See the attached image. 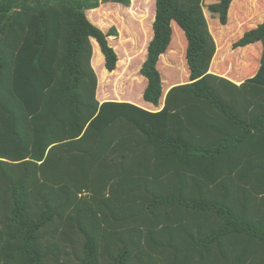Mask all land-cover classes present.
Listing matches in <instances>:
<instances>
[{"label": "trees", "instance_id": "trees-1", "mask_svg": "<svg viewBox=\"0 0 264 264\" xmlns=\"http://www.w3.org/2000/svg\"><path fill=\"white\" fill-rule=\"evenodd\" d=\"M153 1L0 0V264H264V0Z\"/></svg>", "mask_w": 264, "mask_h": 264}, {"label": "rangeland", "instance_id": "rangeland-1", "mask_svg": "<svg viewBox=\"0 0 264 264\" xmlns=\"http://www.w3.org/2000/svg\"><path fill=\"white\" fill-rule=\"evenodd\" d=\"M136 1L137 2L139 1V2H138V4L134 5L135 8H134L133 11L138 13V16L136 18L137 21H139L141 23H144V22H146L145 21L146 20L145 19V15L148 16L146 14V11L147 10H152L153 3H151V2H154V1L153 0H149V1L148 0H136ZM258 1L259 0H253V1L247 0V5L251 7V10L249 12L250 15H249L248 18H243V19H245V21H242L241 24H239L237 22L239 27L252 25V27L249 28V29H252V28L257 26L255 23L258 20L256 18ZM149 3H151V5L148 6ZM209 3L211 5V8H213V10L217 13L216 10L218 9V6H219V0H209ZM106 10H108V8ZM106 10L104 11V14L102 12H99V13H96V14H89L88 13V17H89L90 20H92V22H94L95 24H97L100 27L105 28L106 32H109L111 28H113L114 26H118L119 23L117 22V20H111L114 16H113V14L110 11H106ZM116 12L117 13H123V10L117 9ZM124 17L125 18L128 17V11L125 12ZM124 17H122L123 20H125ZM151 18H152V15H151ZM96 20H97V22H96ZM213 22H214V24L216 23V25H217L216 28H217L218 25H219L218 15L217 14H216V17L213 19ZM147 28L149 29V23H146L145 25H141V26H138L135 23L133 24V27H132L133 33L138 32L139 37L141 39V44L145 40L146 36H148L146 34ZM177 34H178V36L176 38V41H175L176 43L175 44L178 47H180L181 45L184 44L185 37L182 34V32L180 30H178V29H177ZM125 44H129V43H126V42H123V41L122 42L121 41L116 42V46L119 48L118 50H119V54L121 56V62H120V65H119L120 69H119V73L117 75H115L114 77H112V82L113 83L108 85V92L110 93V95H111V93L113 95V93L116 92V89H118L117 92L119 93L120 97L121 96H125V91H126V87H125L123 82L121 83V81L124 80V77L127 75L128 71H131L132 68H133V64L132 65L130 64L131 60L129 58L131 56L130 52L132 51L130 49L131 46L128 49V48H126ZM237 56L238 55H236V57ZM236 57L235 56H233V57L230 56L228 61H233L234 62L236 60ZM254 59H255V54H254V52L251 51V52H247V60H245V59H242V60H243V62L247 63V67H248V62L250 60L253 61ZM170 64L172 65L171 67H166V74L168 76V81H166V87H167V85L170 82H173V81L177 80L180 77L186 76V73H187V71H184L182 69L181 63L178 62V60L177 61H172ZM138 66H140V63H138ZM238 69H240V68L237 67L236 65H234V63L233 64L231 63V64L228 65V67L227 66L225 67L224 73L222 72L220 74H222V75L227 74V76H229V74L238 72ZM139 77H141L140 74H138L137 82H133L131 80V78H130V80L128 81V85L130 87L127 88L128 90H127L126 95H130L132 97L139 98L140 90L142 89L143 84H144V81H143V83H142V81L139 83V80H140Z\"/></svg>", "mask_w": 264, "mask_h": 264}, {"label": "crops", "instance_id": "crops-1", "mask_svg": "<svg viewBox=\"0 0 264 264\" xmlns=\"http://www.w3.org/2000/svg\"><path fill=\"white\" fill-rule=\"evenodd\" d=\"M154 2H156V1H154ZM147 10V9H146ZM145 10V11H146ZM152 10H153V13H152V24H153V22H155V19H156V17H157V7H156V4H153L152 5ZM141 12V11H140ZM143 12V11H142ZM138 14V13H137ZM147 35L148 36H146V40H145V42L147 41H149V42H151L152 40H153V34H151V33H148L147 32ZM221 71L223 70V68L222 69H220ZM223 71H225V70H223ZM227 78L228 79H231V78H229L228 76H227ZM236 78H237V75H236ZM238 79V78H237ZM236 83L237 84H240L241 83V81H236ZM108 89V88H107ZM102 91V90H101ZM118 91V89H116V92H114L113 93V95H112V93H111V95H110V93L107 91V90H104L103 89V95L104 96H106L105 97V99H99L100 101H101V104H105V103H108V102H117V103H130V104H134V105H136V106H138V107H141V108H143V109H145V110H147V111H151V112H158V111H160L158 108H156V107H154L153 105H151V104H146L145 102H144V100L142 99V98H130V97H124V96H121V99L119 98V93L117 92ZM108 96H110V99H106ZM142 97V96H141ZM126 99H131V100H126Z\"/></svg>", "mask_w": 264, "mask_h": 264}]
</instances>
